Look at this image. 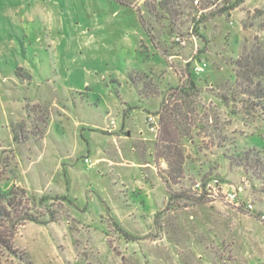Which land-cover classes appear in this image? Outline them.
Here are the masks:
<instances>
[{
	"label": "rangeland",
	"instance_id": "obj_1",
	"mask_svg": "<svg viewBox=\"0 0 264 264\" xmlns=\"http://www.w3.org/2000/svg\"><path fill=\"white\" fill-rule=\"evenodd\" d=\"M126 1L0 0V189L39 220L0 219V264H264L237 156L264 158V101L234 63L264 46V0ZM163 103L189 111L175 171Z\"/></svg>",
	"mask_w": 264,
	"mask_h": 264
},
{
	"label": "trees",
	"instance_id": "obj_2",
	"mask_svg": "<svg viewBox=\"0 0 264 264\" xmlns=\"http://www.w3.org/2000/svg\"><path fill=\"white\" fill-rule=\"evenodd\" d=\"M119 2L124 5L127 4L126 0H119ZM234 63L236 67V83L240 89H243L242 93L249 95L252 100L257 99L259 101H264V46L256 45L254 50L250 51L249 54L241 55ZM179 90L184 97H189L193 91L195 92L198 90V87L196 86L195 81L190 78L188 82H185L179 86ZM260 105L261 107H264L263 103H260ZM181 106L182 104L180 105L178 103H174L172 105L170 103H163L161 106L162 125L160 129V137L157 141L162 142L163 151L159 152L161 143L157 142L155 156L157 157L162 155L169 163L171 171L176 170L177 164H183L184 162V155L180 146L178 145V141H180L182 137H186L188 135L191 125V123H189L187 120V113L189 112L188 109L184 112L182 111ZM252 151L253 150L245 151L237 156L240 158L239 160L242 164L250 167H256L260 170L258 176L262 180V191L264 192V158L263 160L260 159V161L258 159L254 160V157H259L252 154ZM251 156H253V158ZM178 170L181 171L182 168L178 167ZM168 182H172L171 175H169L168 179L166 180V183L169 185ZM167 192L168 205H170L171 202L176 199L190 198L182 193L171 191L169 187ZM15 195L16 191L14 188L7 190L0 189V219L3 221L12 222V225H15L17 220H31L38 222L39 220L33 218L32 215L28 213V211H20V203L19 201H15ZM54 218V216H51V220ZM3 242L6 244V247L12 248L11 245L7 243L8 241L6 242V240H4Z\"/></svg>",
	"mask_w": 264,
	"mask_h": 264
},
{
	"label": "built area",
	"instance_id": "obj_3",
	"mask_svg": "<svg viewBox=\"0 0 264 264\" xmlns=\"http://www.w3.org/2000/svg\"><path fill=\"white\" fill-rule=\"evenodd\" d=\"M150 119H152L151 116H150ZM196 186H199V183H197ZM215 190H217V188L213 187V189H208L207 191H209L210 193H214ZM224 194H225L226 198L229 199L230 201H235L238 198L236 192L228 191V192H224ZM247 206H248V208H252V205L250 203H248Z\"/></svg>",
	"mask_w": 264,
	"mask_h": 264
}]
</instances>
